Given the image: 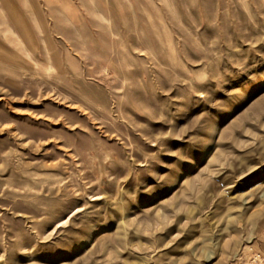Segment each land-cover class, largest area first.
<instances>
[{
	"label": "rangeland",
	"instance_id": "obj_1",
	"mask_svg": "<svg viewBox=\"0 0 264 264\" xmlns=\"http://www.w3.org/2000/svg\"><path fill=\"white\" fill-rule=\"evenodd\" d=\"M264 253V0H0V264Z\"/></svg>",
	"mask_w": 264,
	"mask_h": 264
},
{
	"label": "built area",
	"instance_id": "obj_2",
	"mask_svg": "<svg viewBox=\"0 0 264 264\" xmlns=\"http://www.w3.org/2000/svg\"><path fill=\"white\" fill-rule=\"evenodd\" d=\"M245 264H264V253H255Z\"/></svg>",
	"mask_w": 264,
	"mask_h": 264
}]
</instances>
